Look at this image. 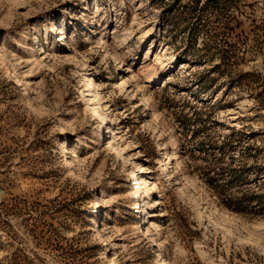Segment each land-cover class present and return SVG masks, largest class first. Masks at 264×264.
Returning a JSON list of instances; mask_svg holds the SVG:
<instances>
[{
    "label": "rangeland",
    "instance_id": "1",
    "mask_svg": "<svg viewBox=\"0 0 264 264\" xmlns=\"http://www.w3.org/2000/svg\"><path fill=\"white\" fill-rule=\"evenodd\" d=\"M0 264H264V0H0Z\"/></svg>",
    "mask_w": 264,
    "mask_h": 264
},
{
    "label": "bare ground",
    "instance_id": "2",
    "mask_svg": "<svg viewBox=\"0 0 264 264\" xmlns=\"http://www.w3.org/2000/svg\"><path fill=\"white\" fill-rule=\"evenodd\" d=\"M153 82H155V81H158V76H156V77H153L152 79H151ZM104 117V116H103ZM60 145V144H59ZM113 146V145H112ZM114 148V147H113ZM116 151L119 153L121 150L119 149V148H116ZM116 151H114V153H116ZM111 151H109V153H110ZM113 152V151H112ZM67 153V152H66ZM112 155V154H111ZM72 156V155H71ZM124 159V158H123ZM126 159V158H125ZM169 159H170V157H169ZM124 162H126V161H124ZM74 162H72V164H73ZM77 163V162H76ZM126 164V163H125ZM74 165V164H73ZM168 167V166H167ZM132 173V172H131ZM82 174V173H81ZM81 174H79V176L81 175ZM133 174V176H134V172L132 173ZM132 174H130V175H132ZM82 176H83V174H82ZM81 177V176H80ZM79 180V179H78ZM136 183H138V182H136ZM144 183V182H143ZM135 184V183H134ZM145 184V183H144ZM151 186H153V187H151ZM135 187V186H134ZM138 187V186H137ZM150 187H151V189H155L156 188V185L153 183L152 185H150ZM136 188V187H135ZM146 188V187H145ZM149 188V187H148ZM139 189H141V188H139ZM148 190H150V188L148 189ZM139 191V190H138ZM137 191V192H138ZM140 193V192H139ZM146 194V193H145ZM149 195V194H148ZM148 197V196H147ZM148 200V199H147ZM153 202H155L156 203V201H153ZM158 202V201H157ZM101 203V202H100ZM143 204V203H142ZM101 205V204H100ZM144 205V204H143ZM141 206V205H140ZM150 206V203L148 202V201H146L145 200V205H144V208H146V209H148V207ZM145 209V210H146ZM100 230V229H99ZM147 233V232H146Z\"/></svg>",
    "mask_w": 264,
    "mask_h": 264
},
{
    "label": "trees",
    "instance_id": "3",
    "mask_svg": "<svg viewBox=\"0 0 264 264\" xmlns=\"http://www.w3.org/2000/svg\"><path fill=\"white\" fill-rule=\"evenodd\" d=\"M231 138H233V136H232ZM225 139H226V138H225ZM225 139H224V140H225ZM230 140H231V139H230ZM229 142H231V141H229ZM229 144H231V143H229ZM228 146H230V145H228ZM225 149H226V143H224L223 146H221V148H220V150L222 151L223 154H222L220 157H215V158H214L215 161H220V160H221V161H222V165L225 164V156H226V153H225V151H224ZM226 165L231 166V164H226ZM225 170H227V166L222 168V171H223V172H224ZM220 171H221V169H220ZM231 172L235 173V170L232 169ZM235 180H239V179H238V176L235 177Z\"/></svg>",
    "mask_w": 264,
    "mask_h": 264
}]
</instances>
